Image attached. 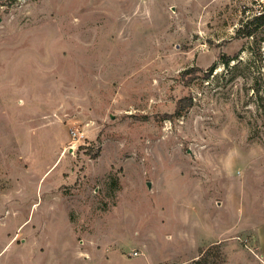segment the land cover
<instances>
[{
  "label": "rangeland",
  "instance_id": "obj_1",
  "mask_svg": "<svg viewBox=\"0 0 264 264\" xmlns=\"http://www.w3.org/2000/svg\"><path fill=\"white\" fill-rule=\"evenodd\" d=\"M260 12L0 0V264H264Z\"/></svg>",
  "mask_w": 264,
  "mask_h": 264
},
{
  "label": "trees",
  "instance_id": "obj_2",
  "mask_svg": "<svg viewBox=\"0 0 264 264\" xmlns=\"http://www.w3.org/2000/svg\"><path fill=\"white\" fill-rule=\"evenodd\" d=\"M259 26H264V12H260L258 15H255L252 19H250L246 25L245 29H239L237 31V34H241V32H244L246 35H252L254 30L258 28ZM225 57V63H228L229 59L231 58L228 55H222ZM234 58V56L232 57ZM212 71V68H210V72ZM207 250L203 252V254L200 256V258L194 263V264H207Z\"/></svg>",
  "mask_w": 264,
  "mask_h": 264
},
{
  "label": "water",
  "instance_id": "obj_3",
  "mask_svg": "<svg viewBox=\"0 0 264 264\" xmlns=\"http://www.w3.org/2000/svg\"><path fill=\"white\" fill-rule=\"evenodd\" d=\"M148 183L150 184V182H148ZM149 184H148V185H149Z\"/></svg>",
  "mask_w": 264,
  "mask_h": 264
},
{
  "label": "built area",
  "instance_id": "obj_4",
  "mask_svg": "<svg viewBox=\"0 0 264 264\" xmlns=\"http://www.w3.org/2000/svg\"><path fill=\"white\" fill-rule=\"evenodd\" d=\"M76 136V135H75Z\"/></svg>",
  "mask_w": 264,
  "mask_h": 264
}]
</instances>
